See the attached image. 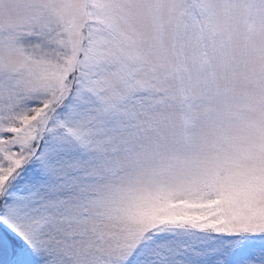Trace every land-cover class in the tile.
<instances>
[{
    "label": "snow or ice",
    "instance_id": "snow-or-ice-1",
    "mask_svg": "<svg viewBox=\"0 0 264 264\" xmlns=\"http://www.w3.org/2000/svg\"><path fill=\"white\" fill-rule=\"evenodd\" d=\"M0 264H264V0H0Z\"/></svg>",
    "mask_w": 264,
    "mask_h": 264
}]
</instances>
